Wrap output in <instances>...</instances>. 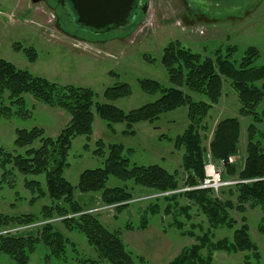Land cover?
<instances>
[{
	"label": "rangeland",
	"instance_id": "rangeland-1",
	"mask_svg": "<svg viewBox=\"0 0 264 264\" xmlns=\"http://www.w3.org/2000/svg\"><path fill=\"white\" fill-rule=\"evenodd\" d=\"M46 1L34 3L33 0H0V59L61 85L92 88L97 94L96 101L100 102L106 101L103 93L108 87L127 83L131 87V95L108 102L126 112L152 103L160 97V93L144 92L139 79H155L165 86H171L167 71L161 63L163 49L171 41H179L203 57L214 56L218 50L221 55H226L229 47H235L236 51L230 59L237 65L247 48L256 47L260 56L255 65H264V0H147V13L139 22L103 33H94L75 22L71 23L62 9L53 8ZM54 9L63 29L58 26L56 14L55 18H51L50 13ZM17 44L23 49L34 48L37 60L30 62L23 49H15ZM223 79L224 95L210 111L207 121L211 130L204 145L208 146L218 121L226 117H238L242 122L243 137L239 154L235 157L242 162L246 156L250 119L240 116L238 95L232 89L230 80L226 77ZM183 89L195 100L206 99L186 87ZM7 96L8 93L5 94V101L9 105ZM24 98L25 116L13 114L0 117V146L6 150L16 149L14 141L18 128L31 129L37 126L45 131L46 136L57 137L71 119L59 107L38 102L29 94H25ZM13 110L15 112L17 107L13 106ZM188 123L187 107H180L163 113L154 123H137L134 125V134H125V123L115 124V130L111 131L107 123L95 114L91 140L78 136L73 141L68 159L70 167L65 170V177L77 185L83 171L103 167L104 158L93 154L96 142L103 140L106 145H123L124 156L131 165L157 164L170 172L179 171L182 182L185 178L182 169L183 150L175 149L173 139L184 132ZM258 130L256 137L264 145V123L258 125ZM87 143L88 149L85 146ZM12 179L15 182L14 189L5 184L0 186V214L41 216L42 208L52 204L48 196L40 199L39 193L26 188L24 176L17 173ZM36 179L41 181L45 189V178L40 176ZM123 183L111 177L107 186H121ZM75 194L78 197L88 196L79 191ZM215 196L223 200L229 197L220 192L215 193ZM94 197L96 202L90 203L88 209L103 206L100 193H94ZM148 204L141 201L121 212L114 210L94 213L109 230L120 231L136 264H170L186 248L198 242L196 237L207 232L208 248L203 250V254L211 252L212 264H264V206H247L244 212L231 210L230 215L237 223L233 228H228L213 226L200 208L190 201L180 199L172 211L164 212L162 206L159 213H148L147 226L140 229L138 227L144 219L142 216ZM242 218L246 219L252 240L258 246L259 259L252 252L212 249L222 240L232 242L234 229L244 223ZM128 224L136 228L127 229ZM57 227L74 242L67 249V260L47 256L49 253L46 248L39 245L30 256L29 264H87L84 262L86 260L112 264L98 256L82 232H70L60 222H57ZM139 258L144 261L141 262ZM0 262L12 264L5 257H1Z\"/></svg>",
	"mask_w": 264,
	"mask_h": 264
},
{
	"label": "trees",
	"instance_id": "trees-1",
	"mask_svg": "<svg viewBox=\"0 0 264 264\" xmlns=\"http://www.w3.org/2000/svg\"><path fill=\"white\" fill-rule=\"evenodd\" d=\"M59 19L60 17L57 23H61ZM15 49L22 50L23 47L17 44ZM23 50L30 62L37 60L34 48ZM234 51L235 47H229L226 55H221L218 50L214 56L203 57L179 41L169 42L163 49L161 63L167 71L171 86H165L155 79H139L144 92L160 93V97L127 112L108 103L131 95V87L127 83L108 87L103 93L106 101L100 102L96 101L97 94L92 88L61 85L0 59V117L13 114L25 116V94L50 107H59L71 116L57 137L46 136L45 131L37 126L31 129L18 128L14 141L16 149L10 151L0 146V186L5 184L14 189L15 182L12 178L18 173L25 177L26 188L39 193L40 199L48 196L52 202L50 206L42 208L41 216L0 214V258H8L12 264H29L30 256L39 245H43L49 253L47 256L67 260V249L74 242L57 227V222H51L55 218L65 217L60 223L70 232H82L102 260L112 264H136L120 231L109 230L95 214L83 213L90 208V203L96 202L94 193H100L103 204L111 205L129 201L137 195L195 186L204 177L208 154L216 163L225 161L224 178L251 181L221 189L220 193L229 196L226 200L215 196V192L210 189L190 190L157 198L149 202L148 208L144 210L145 214L142 211L144 219L138 228H146L148 213H159L162 206L164 212L172 211L180 199L190 201L200 208L213 226L228 228H233L237 223L230 215L231 210L244 212L247 206H264V145L256 137L258 125L264 123V65H255L260 56L256 47L247 48L238 65L230 59ZM224 77L230 80L232 89L238 95L240 116L250 119L246 156L242 162L240 160L232 164L227 160L230 156L239 154L243 137L240 118L226 117L218 121L212 130L208 146L204 145L211 130L207 121L210 111L224 95ZM184 87L206 99L195 100ZM6 93L9 105L5 101ZM13 106L17 107L15 112ZM180 107H187L189 119L184 132L173 139L175 149L183 150L182 169L185 178L182 182L179 171L170 172L157 164L131 165L124 156L123 145H106L103 140L96 142L97 147L93 151L96 157L104 158L103 167L83 171L77 185H73L65 177V170L70 167L68 159L73 141L78 136L91 140L95 114L107 123L109 130L114 131L115 124L125 123L127 129L124 133L134 134L135 124L154 123L163 113ZM87 145L88 143L85 145L86 149ZM40 176L45 178V189L41 181L36 179ZM111 177L124 182L123 185L108 187L107 182ZM77 191L88 195L87 198L76 196ZM129 206L130 204L121 205L116 211L121 212ZM242 219L244 223L233 231L232 242L222 240L212 249L252 252L259 259L258 246L252 240L246 219ZM42 222L45 223L38 225ZM16 228L19 230L14 233H4ZM134 228L136 227L132 224L127 225V229ZM208 233L196 237L198 242L186 248L170 264H212L211 252L203 254V250L208 248ZM139 260L144 261L143 258ZM84 262L99 264L96 260Z\"/></svg>",
	"mask_w": 264,
	"mask_h": 264
},
{
	"label": "water",
	"instance_id": "water-1",
	"mask_svg": "<svg viewBox=\"0 0 264 264\" xmlns=\"http://www.w3.org/2000/svg\"><path fill=\"white\" fill-rule=\"evenodd\" d=\"M34 3L41 0H33ZM69 6L74 22L94 33L126 28L131 24L137 0H61Z\"/></svg>",
	"mask_w": 264,
	"mask_h": 264
},
{
	"label": "built area",
	"instance_id": "built-area-1",
	"mask_svg": "<svg viewBox=\"0 0 264 264\" xmlns=\"http://www.w3.org/2000/svg\"><path fill=\"white\" fill-rule=\"evenodd\" d=\"M50 15H51V18H55L54 13H50ZM227 162L230 164L235 163V162H237V158L235 156H230L228 158ZM224 166H225L224 160H221L218 163H216L212 159V156L210 154H208L206 157V160H205V165H204V177L195 186H183V187L181 186L180 188H178L176 190L143 194L141 196H135L131 200L123 202V203L111 204V205L103 204V206H100V207L94 208V209H88V210L84 211L83 213H92V214L95 213L96 214V213L102 212V211L113 212L114 210H116V208H118L121 205H127V204L131 205V204H135V203L141 202V201L150 202V201H153V200L160 198V197L178 194V193L190 191V190L210 189V190H213L215 193H218L223 188L230 187V186H233V185H236L239 183H247V182L251 181L248 179H235V178H231V177H225L224 178L223 177ZM69 217H71V216H69ZM62 219H65V217L55 218V219L51 220V222H60ZM44 223L45 222H42L38 225H42ZM17 230H19V228L7 230L4 233H8V232L14 233Z\"/></svg>",
	"mask_w": 264,
	"mask_h": 264
},
{
	"label": "flooded vegetation",
	"instance_id": "flooded-vegetation-1",
	"mask_svg": "<svg viewBox=\"0 0 264 264\" xmlns=\"http://www.w3.org/2000/svg\"><path fill=\"white\" fill-rule=\"evenodd\" d=\"M46 2L48 3V5L52 6L53 8L62 9L63 14H65L67 16V18H69V21L74 23V21L72 20L74 17L72 15H70L69 6H67V7L63 6L62 7L61 0H47ZM148 7H149V3L147 2V0H137L135 10L132 13L131 24L129 26H131L132 24H136L137 21L139 22L141 17L144 18V16L147 13ZM58 17H57V20H58ZM58 26H60V28L63 29L61 23H58ZM129 26H127V27H129Z\"/></svg>",
	"mask_w": 264,
	"mask_h": 264
},
{
	"label": "crops",
	"instance_id": "crops-1",
	"mask_svg": "<svg viewBox=\"0 0 264 264\" xmlns=\"http://www.w3.org/2000/svg\"><path fill=\"white\" fill-rule=\"evenodd\" d=\"M53 12H55V14H57V12L55 11V9L53 10ZM58 15V14H57Z\"/></svg>",
	"mask_w": 264,
	"mask_h": 264
}]
</instances>
